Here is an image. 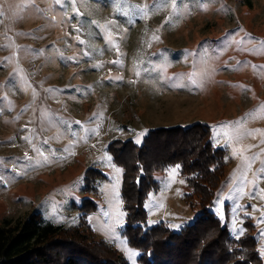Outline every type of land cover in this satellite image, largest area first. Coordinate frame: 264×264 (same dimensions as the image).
Listing matches in <instances>:
<instances>
[{"label":"rangeland","instance_id":"1","mask_svg":"<svg viewBox=\"0 0 264 264\" xmlns=\"http://www.w3.org/2000/svg\"><path fill=\"white\" fill-rule=\"evenodd\" d=\"M161 2L0 0V225L38 213L66 228L85 222L93 231L87 239H104L128 258L123 241L139 264L140 250L123 235V167L109 146L118 139L141 144L151 129L200 122L225 149L209 209L232 236L254 237L264 264V115L246 120L242 131H260L239 144L213 134L264 105V0L252 7L244 0H177L175 9L168 3L147 16L139 10ZM248 146L244 155L259 158L242 176L233 147ZM177 165L155 173L160 185L146 199L148 225L179 231L204 212L180 165L170 176ZM91 167L105 177L87 189ZM117 179L122 224L113 214ZM83 199L98 205L86 218L76 207Z\"/></svg>","mask_w":264,"mask_h":264},{"label":"trees","instance_id":"2","mask_svg":"<svg viewBox=\"0 0 264 264\" xmlns=\"http://www.w3.org/2000/svg\"><path fill=\"white\" fill-rule=\"evenodd\" d=\"M244 1L253 6V0ZM108 150L113 153L114 162L123 167V235L140 250L139 264H263L252 247L255 238L232 236L228 223H221L209 209L225 155L223 147L214 145L209 125L197 122L191 126L154 128L141 144L118 139ZM175 164L180 165L194 194L204 203V212L179 231L163 222L148 225L145 207L149 193L160 185L155 173ZM87 173V189L94 188L97 178L105 177L97 167ZM76 207L86 218L98 205L83 199ZM92 233L85 222L66 228L39 213L15 221L5 219L0 225V264H131L104 239H87ZM111 253L118 254L116 259L111 258Z\"/></svg>","mask_w":264,"mask_h":264},{"label":"snow or ice","instance_id":"3","mask_svg":"<svg viewBox=\"0 0 264 264\" xmlns=\"http://www.w3.org/2000/svg\"><path fill=\"white\" fill-rule=\"evenodd\" d=\"M57 2H59V0H57ZM176 2H177V0H162L161 3H154V5L152 6V9H149V7L146 5V6H144V8L139 9V10L144 14V16H147L148 11L153 10V9L158 10L160 7L167 6L168 3H171L173 8L175 9ZM152 39L157 40L158 37L154 35L152 37ZM260 43L262 46L261 50L264 51V41H262ZM118 62L119 61H115L114 63H118ZM192 82L194 84L196 83L195 80H193ZM258 114L264 115V105H261L260 108L257 109L255 112L247 114L246 117L242 118L240 121L229 122V123L220 125L218 127H214V129H213L214 137L223 135L226 138V141H225L226 143L239 144L240 141L243 140L244 137L253 135L254 131H260V130H243V131L241 130L243 124L246 122L247 119H249V118L254 119L257 117ZM77 123H79V122H77ZM261 134L264 135V132H261ZM139 142L140 141L137 140V143H139ZM217 142H219V141H217ZM250 147L251 146L243 147V148L233 147V155L239 154L241 157V162H242V166L244 169L242 176H244V173H246L247 171H249L251 169L252 161L259 158L255 154L252 157L244 155L245 151H247ZM107 159L110 160L111 158L108 157ZM261 163L264 164V161H261ZM178 168H179V165L172 168L170 170V176H174L177 173ZM121 171H122L121 169L115 168V172L117 174H119ZM258 171L260 173L264 174V167H261ZM261 178H264V177H261ZM118 184H119V180L117 179L116 185L113 186V189H112V199L114 200L113 214L115 217L116 224H122L123 223V217H124L125 213L121 210L122 201L119 199V192L117 190ZM105 215H108V213H105ZM172 227H179V226L173 225ZM234 230H235V226H234ZM238 231L240 234L243 233L242 228L239 229ZM121 243L124 245L122 250L125 252V254L129 260H133V264H134V257L137 255V253L135 251L127 248L125 242L122 241Z\"/></svg>","mask_w":264,"mask_h":264}]
</instances>
